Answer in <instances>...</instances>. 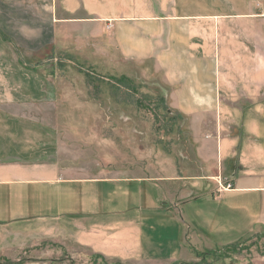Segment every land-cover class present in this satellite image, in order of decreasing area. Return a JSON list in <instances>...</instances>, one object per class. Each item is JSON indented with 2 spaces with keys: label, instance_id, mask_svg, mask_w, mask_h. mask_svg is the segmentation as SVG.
I'll list each match as a JSON object with an SVG mask.
<instances>
[{
  "label": "crops",
  "instance_id": "crops-1",
  "mask_svg": "<svg viewBox=\"0 0 264 264\" xmlns=\"http://www.w3.org/2000/svg\"><path fill=\"white\" fill-rule=\"evenodd\" d=\"M51 51L151 75L184 120L182 161L70 176L60 135L30 107L41 94L25 60ZM0 73V259L47 246L197 263L264 235V0H0Z\"/></svg>",
  "mask_w": 264,
  "mask_h": 264
},
{
  "label": "rangeland",
  "instance_id": "rangeland-1",
  "mask_svg": "<svg viewBox=\"0 0 264 264\" xmlns=\"http://www.w3.org/2000/svg\"><path fill=\"white\" fill-rule=\"evenodd\" d=\"M106 60L66 51L25 60L41 94L33 99L32 113L60 135L59 160L67 173L135 178L151 175L154 164L168 167L170 161L181 162L180 148L188 144L181 127L184 120L164 102L159 83L117 56ZM200 254L197 263L176 264H264V235L246 239L234 249ZM0 264L117 263L85 250L73 255L41 246L16 259L2 258Z\"/></svg>",
  "mask_w": 264,
  "mask_h": 264
},
{
  "label": "built area",
  "instance_id": "built-area-1",
  "mask_svg": "<svg viewBox=\"0 0 264 264\" xmlns=\"http://www.w3.org/2000/svg\"><path fill=\"white\" fill-rule=\"evenodd\" d=\"M219 188H220L219 190L221 191H229L233 189V186L230 183H227V184L219 183Z\"/></svg>",
  "mask_w": 264,
  "mask_h": 264
}]
</instances>
